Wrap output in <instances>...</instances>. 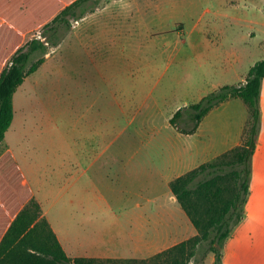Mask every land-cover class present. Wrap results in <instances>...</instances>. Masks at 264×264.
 Masks as SVG:
<instances>
[{
  "label": "rangeland",
  "instance_id": "374dc122",
  "mask_svg": "<svg viewBox=\"0 0 264 264\" xmlns=\"http://www.w3.org/2000/svg\"><path fill=\"white\" fill-rule=\"evenodd\" d=\"M85 10L84 17L70 18V28L49 24L26 36V42L48 36L60 42L34 58L44 56L45 62L17 89L14 121L0 142V154L10 149L22 171L34 172L40 183L45 170L49 175V164L74 163L76 148L89 146L94 132L110 127L112 120L115 133L122 131L120 145L138 147L136 106L145 98L160 103L162 112L153 114L152 122L163 127L174 106L181 109L224 85L240 84L264 58V0H98ZM206 58L220 63L221 71L205 65ZM239 101L238 118L242 113L250 117L249 107ZM122 159L116 155L111 163ZM258 170L256 223L248 196L238 223V249L241 243L251 249L264 245V167ZM35 177L31 180L38 185ZM58 183L54 178L56 190ZM156 254L101 261L161 264ZM201 255L198 250L188 264H214L212 252L204 260ZM256 258L264 264V251L258 250Z\"/></svg>",
  "mask_w": 264,
  "mask_h": 264
},
{
  "label": "crops",
  "instance_id": "0c3cea01",
  "mask_svg": "<svg viewBox=\"0 0 264 264\" xmlns=\"http://www.w3.org/2000/svg\"><path fill=\"white\" fill-rule=\"evenodd\" d=\"M204 64L215 67L216 73L221 71L220 63L212 58H206ZM233 71L238 74V69ZM239 99L232 98L215 107L195 132L184 133L170 123L181 104L169 111L167 125L160 127L152 122V115L162 112L160 103H151L150 98H145L136 106L141 117L138 147L130 149L120 145L122 131L115 133L112 120L110 127L94 132L89 146L76 148L74 163L49 164V175L45 170L41 183L33 170L32 176L22 171L41 206L42 217L49 222L67 255L142 258L195 237L198 230L178 202L171 183L244 143L251 112L248 108L250 117L242 113L238 118V108H243ZM263 104L264 83L262 130L253 156L247 196L255 223V182L259 178L258 169L264 167ZM116 155L123 156L122 162L111 163ZM27 165L31 169L29 159ZM33 177L38 185L33 184ZM54 178L59 181L58 190L53 186ZM67 182L69 187L64 190ZM234 226L223 247L222 264L223 260L224 264H260L256 255L258 250L264 251V245L254 248L255 252L249 246L244 248L242 243L238 249V223ZM230 244L233 248H229Z\"/></svg>",
  "mask_w": 264,
  "mask_h": 264
},
{
  "label": "trees",
  "instance_id": "16d2710c",
  "mask_svg": "<svg viewBox=\"0 0 264 264\" xmlns=\"http://www.w3.org/2000/svg\"><path fill=\"white\" fill-rule=\"evenodd\" d=\"M91 1L98 2L0 0V142L14 120L15 92L45 62L44 56L34 58L45 55L49 44L57 46L60 42V38L53 40L49 36L26 42V36L49 24L57 28L65 24L70 28V18L84 17L85 6ZM263 83L264 58L251 67L244 82L224 85L199 102L179 109L171 118L170 123L180 131L193 133L210 111L232 98H241L251 112L250 127L242 145L171 183L198 234L156 254L155 259L160 258L161 264H188L198 250L202 260L212 252L214 264L222 263L224 244L234 225L244 218L253 156L262 130ZM101 260L67 255L49 222L42 217L41 206L34 199L14 154L5 150L0 156V264H103Z\"/></svg>",
  "mask_w": 264,
  "mask_h": 264
}]
</instances>
